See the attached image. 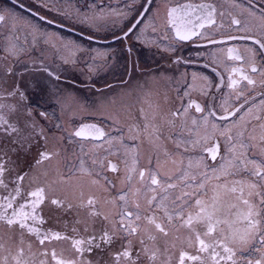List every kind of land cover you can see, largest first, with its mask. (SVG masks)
Listing matches in <instances>:
<instances>
[{
    "label": "snow or ice",
    "instance_id": "6c2138e0",
    "mask_svg": "<svg viewBox=\"0 0 264 264\" xmlns=\"http://www.w3.org/2000/svg\"><path fill=\"white\" fill-rule=\"evenodd\" d=\"M154 3L143 0L132 21L120 33L112 31V41L124 43L134 38L147 43L144 32L148 28L155 32L156 28L145 20L149 14L153 20L160 18L159 8L153 12ZM247 5L238 15L221 11L214 3L197 6L204 13L197 17L201 29L217 26V16L229 17L230 32L222 40L177 25L176 8L164 11L165 23L175 28L179 41L201 36L213 45L246 41L257 46L246 44L247 55L235 46L226 49L229 60L247 65V69L232 68L227 82L230 96L237 101L243 97V103L236 106L224 100L222 114L209 110L197 118L193 112L204 114L206 109L191 98V92L207 95L211 86L207 76L192 74L183 94L188 99L181 107H165V94L153 95L137 85L139 94L124 93L133 103L106 96L99 105H92L102 114L107 108L113 110L114 115L110 113L108 118L116 125L115 136L95 123H81L71 129L61 123L52 127L41 123V119L50 121V114L34 109L29 85L18 78L8 62V58L18 60L30 50L27 46L35 47L41 40L61 55L64 64H75L80 51L91 52L94 61H107L109 50L84 49L57 33L37 35L38 28L29 33L31 40L26 35L21 41L15 34L19 28L11 12L5 14L0 9V25L8 29L6 43L0 46L5 54L0 58V264H264V98L255 111L245 109L248 97L241 88L242 82L245 89H254L257 84L264 88V65L257 67L255 62L256 56L264 55V0H247ZM13 7L25 6L21 0H14ZM231 7L242 6L238 0H231ZM28 10L31 12L30 7ZM185 12L188 14L187 9ZM34 15L46 20L38 12ZM117 19L127 20L128 13L100 10L78 14L76 22L89 30L87 40L96 41L94 33L110 31L109 24ZM231 31L241 34L232 35ZM132 51L129 47L128 52ZM180 62V57L173 61ZM94 67L89 66V71ZM36 71L46 74L52 84L48 89L38 78L32 83L33 88L46 93L45 103L53 102L65 114L87 110L77 96L60 86L66 81L59 71L46 65ZM253 74L261 79H254ZM122 83L127 86L129 82ZM260 95L264 97V91ZM117 108L127 116L123 124ZM209 117L231 120L220 132L227 141L229 158L213 143L205 151L211 160L220 156L223 162L208 165L201 157L195 165L191 159L185 164L181 149L187 152L188 144H206L212 139L209 129L214 135L220 127L210 123ZM70 143L78 144L82 155L77 157L78 166L65 171L66 145ZM85 143L89 145L87 152ZM142 160L146 164L142 165ZM205 168L211 170V176ZM108 172L115 177H108ZM213 179L218 183L211 184ZM85 187L88 195L84 194ZM104 204L112 205L113 211L105 212ZM50 214H55L62 227L49 226L53 219ZM98 252L108 260L97 261Z\"/></svg>",
    "mask_w": 264,
    "mask_h": 264
},
{
    "label": "flooded vegetation",
    "instance_id": "af4514ba",
    "mask_svg": "<svg viewBox=\"0 0 264 264\" xmlns=\"http://www.w3.org/2000/svg\"><path fill=\"white\" fill-rule=\"evenodd\" d=\"M5 4L4 6L0 4V9L4 10L5 14L9 12L16 13L21 16L20 19L15 21L19 31L15 34L19 35L21 41L27 35L28 39L31 40L32 36L29 35L30 32L39 29L40 33H57L64 38L65 41H76L77 43H85L91 45L93 49H105L107 48L110 52L109 59L107 61H95V67L92 71L95 73V82L89 83L90 85H95L93 88L95 93V104L99 105L103 101L104 97L116 98L119 96L122 100H126L128 103H133L134 100L130 97L124 96V93H140L141 89L137 88L140 85L144 92H151L153 95L159 92L167 96V103L165 107H181L188 97H184V91L187 90V85L192 82L191 77L193 73L198 75L207 76L211 82V86L206 89L207 95H203L198 91L191 92V98L196 99L202 107H205L206 112L204 114L194 113L195 117L200 118L202 115H206L207 111H216L218 115L222 114L220 105L224 100H229L230 104L239 106V104L244 102V98L241 97L239 101L236 100L234 96H230L231 89L227 87L228 77L231 74V70L234 67H240L247 69V65L242 61H232L227 58L226 49L228 47H238L242 53L247 55L245 52V45L250 42L246 41H228L226 44H208L207 38H202L201 36H193L192 39L187 41H179L175 35V28L168 26L165 23L164 11L166 8H176L177 9V25L181 27L192 28L197 32L207 34L212 39L222 40L225 39L229 34V17L225 15L224 17L217 16V26L205 27L203 29L197 27L200 20L197 17H202L204 13L197 7L201 4L214 3L217 8L221 11H232L234 15L242 13V8L247 7V0H238L241 4V8L233 9L231 7V0H155L152 5L153 12L158 8L160 9V18L152 19L151 14H149L148 20H145V24L152 23L156 28L153 32L152 28H148L144 34L143 39L147 43H141L134 38L131 41H125L120 43L117 41H112V31L116 33L121 32V28L125 27L132 21V18L136 16L137 11H139V5L143 3V0H137L133 4V0H21L24 4V8L13 7L14 0H0ZM44 5H47L45 7ZM31 8V12L28 10ZM187 9V13L185 12ZM100 10H119L128 13L127 20H119L109 24L110 31L94 33L97 36L96 41H89L86 36L89 32L87 28L77 23L78 14H92L93 12H98ZM43 15L46 20L42 21L39 16L34 15L35 13ZM60 12L66 13V15L59 14ZM241 18H243L241 16ZM47 20L55 21L52 24L47 23ZM60 25H64L61 27ZM141 28L144 25L140 26ZM8 32V29H7ZM81 32L84 35H81ZM232 35H240L241 33L231 31ZM104 37H108L107 40ZM251 47H257L255 45H250ZM29 48H34L35 52L38 48H42L47 53H52L55 51L48 45L44 44L41 40L39 44L35 47L27 46ZM131 47L133 51L131 54L128 52V48ZM171 49L170 51H165V49ZM177 57L181 58L180 63H173ZM184 60L194 61L193 63H183ZM256 65L260 67L264 65V55L256 56ZM208 65V67H205ZM40 67L36 65V69ZM59 72H69L70 68L68 66L59 65L55 68ZM215 69V71H213ZM79 71L89 70L82 67H77L75 70L70 71L77 73ZM33 72V71H27ZM254 79H261L258 74H253ZM123 81L129 82L126 86ZM147 82V83H145ZM106 85H111V89L105 87ZM219 85V87H217ZM241 88L244 90V96L248 97V103L245 105V109L252 107L256 110V106L259 105V101L264 98L260 95L264 88H261L259 84L252 89L249 86L247 89L244 88V83L242 82ZM183 97V100L181 98ZM107 113L103 114L100 112L95 113V121L89 120L87 122H96L104 127L106 131H111L112 134L118 135L116 132V125L111 119H109V114L113 113L111 108H107ZM120 111L123 119L120 121L123 124L124 120L127 119L124 110L119 108L116 109ZM235 119V118H232ZM209 121L215 122L220 127L215 131L214 135L212 130L209 129V135L212 139H209L206 144L202 143L196 146L192 144L186 145L188 148L187 152L181 149L183 153V159L185 164L191 159L195 165L201 157L204 158V163L208 165H217V162H223L221 157L218 156L216 161L211 160L206 147H211L213 143L220 145V152L225 158H229V154L225 151L227 147V141L220 132L223 130L225 125L231 123L230 121H220L214 117H209ZM85 122V121H83ZM105 122L108 124L105 125ZM64 127L71 129V126L67 124L64 118L61 121ZM76 124L74 125V127ZM131 143V141H128ZM99 151V150H97ZM32 157H27L28 161H31ZM111 159L115 160L116 157L113 156ZM141 164H146V161L142 160ZM26 167V165H25ZM67 167H65L66 169ZM208 171L209 176L212 175L210 169H203ZM116 174L108 172V177L114 178ZM75 179V177H73ZM231 179V177H229ZM116 183H119L118 181ZM211 184L218 183L215 179L210 181ZM84 194H89V189H83ZM100 193L97 192V195ZM113 194H115L113 192ZM210 194V193H209ZM110 199L111 197H107ZM103 210L105 212L111 213L113 211V206L110 204H104ZM53 219L49 221V226H61L54 216L55 214H50ZM71 217H67L70 222ZM95 258L97 261H107L108 256L103 253H96ZM253 258H256L253 255Z\"/></svg>",
    "mask_w": 264,
    "mask_h": 264
},
{
    "label": "rangeland",
    "instance_id": "374dc122",
    "mask_svg": "<svg viewBox=\"0 0 264 264\" xmlns=\"http://www.w3.org/2000/svg\"><path fill=\"white\" fill-rule=\"evenodd\" d=\"M0 4L3 5L5 9L6 6L4 2L0 1ZM12 16L14 17L15 21L21 18V16L16 13H12ZM0 33L3 34L0 35V46H3L6 43L4 36L7 35V27L0 25ZM38 44L39 43H37L36 46ZM78 44L82 45L84 49H93L91 45H87L85 43ZM4 55L5 54L3 52H0V58H3ZM92 56L93 54L89 51H80L76 54L75 64H64L62 62L61 55L57 54L55 51H53L52 53H47V51H45L44 49L38 48V50H36L35 52L34 48H30L28 52L21 54L18 60L15 58H8V62L13 67V70L17 72L18 78L21 79L23 83H27L29 85L27 91L34 101V109L36 111H47L51 116L50 121H44L39 117L37 118L41 119V123L46 124L48 127H52V125L55 123H61L65 113L61 112L59 106L55 105L53 102L45 103L46 93H42L39 88L32 87L34 79L38 78L45 86H47L48 89H52V84L49 83L46 74L36 71V65H46L50 69L55 68V66L64 65L68 66L70 68V71H73L75 70V68L80 66L86 70H89V66L95 65V61L93 60ZM70 71L60 72V74L66 81L64 83H61L60 86L66 91L72 92L75 96H77L87 109L80 112L65 114L67 124L71 126V128H73L75 124L77 125L83 121H95L96 110L92 107V105L95 104V93L92 85L89 84L95 82V73H93L92 71H79L77 73H73ZM73 82H75L74 85ZM104 112L107 113V110L105 109ZM107 124L108 123L105 122V125ZM53 132H56V130L53 129ZM56 135L59 136L61 135V133L56 132ZM66 147L68 148V151L67 153H65L67 157V159L64 161L67 167L66 169H64L65 171L72 168L73 166H78L79 161L77 157L82 155L81 148L78 144L70 143L66 145ZM88 150L89 145L85 143L84 151L87 152ZM84 159L88 164H90L91 161L87 156H85ZM96 171H99V168H97ZM106 175L108 176V173H106ZM117 186H119V183H117ZM86 188L87 187H85V189Z\"/></svg>",
    "mask_w": 264,
    "mask_h": 264
},
{
    "label": "water",
    "instance_id": "95a60500",
    "mask_svg": "<svg viewBox=\"0 0 264 264\" xmlns=\"http://www.w3.org/2000/svg\"><path fill=\"white\" fill-rule=\"evenodd\" d=\"M83 123H88V124H92V123H95V122H83ZM81 124V123H80ZM80 124H78V126L80 125ZM95 124H97V123H95ZM98 126H101L100 124H97ZM103 127V126H102Z\"/></svg>",
    "mask_w": 264,
    "mask_h": 264
}]
</instances>
